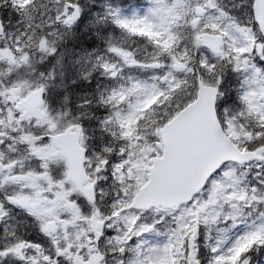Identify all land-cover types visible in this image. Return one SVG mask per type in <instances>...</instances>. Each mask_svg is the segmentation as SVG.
I'll return each mask as SVG.
<instances>
[{
	"label": "snow or ice",
	"instance_id": "obj_1",
	"mask_svg": "<svg viewBox=\"0 0 264 264\" xmlns=\"http://www.w3.org/2000/svg\"><path fill=\"white\" fill-rule=\"evenodd\" d=\"M0 264H264V0H0Z\"/></svg>",
	"mask_w": 264,
	"mask_h": 264
},
{
	"label": "rangeland",
	"instance_id": "obj_2",
	"mask_svg": "<svg viewBox=\"0 0 264 264\" xmlns=\"http://www.w3.org/2000/svg\"><path fill=\"white\" fill-rule=\"evenodd\" d=\"M133 2H134V0H133Z\"/></svg>",
	"mask_w": 264,
	"mask_h": 264
}]
</instances>
